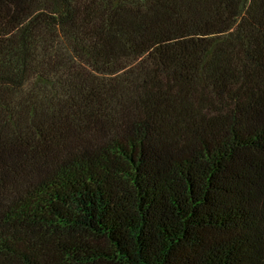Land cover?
Masks as SVG:
<instances>
[{"label":"trees","instance_id":"1","mask_svg":"<svg viewBox=\"0 0 264 264\" xmlns=\"http://www.w3.org/2000/svg\"><path fill=\"white\" fill-rule=\"evenodd\" d=\"M0 264H264V0H0Z\"/></svg>","mask_w":264,"mask_h":264}]
</instances>
